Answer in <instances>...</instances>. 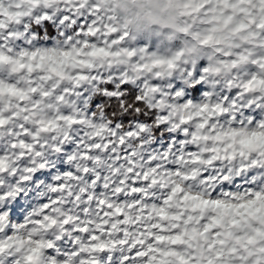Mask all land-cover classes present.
I'll return each instance as SVG.
<instances>
[{"label":"snow or ice","instance_id":"snow-or-ice-1","mask_svg":"<svg viewBox=\"0 0 264 264\" xmlns=\"http://www.w3.org/2000/svg\"><path fill=\"white\" fill-rule=\"evenodd\" d=\"M0 0V264H264V0Z\"/></svg>","mask_w":264,"mask_h":264},{"label":"clouds","instance_id":"clouds-1","mask_svg":"<svg viewBox=\"0 0 264 264\" xmlns=\"http://www.w3.org/2000/svg\"><path fill=\"white\" fill-rule=\"evenodd\" d=\"M110 7L129 39L139 40L152 31L170 28L181 19L179 9L170 0H114Z\"/></svg>","mask_w":264,"mask_h":264},{"label":"rangeland","instance_id":"rangeland-1","mask_svg":"<svg viewBox=\"0 0 264 264\" xmlns=\"http://www.w3.org/2000/svg\"><path fill=\"white\" fill-rule=\"evenodd\" d=\"M169 31H170V28H164L162 30H155V31H152L149 34H145L139 40L148 39V38L157 39V38H159V37H161L163 35H166Z\"/></svg>","mask_w":264,"mask_h":264}]
</instances>
